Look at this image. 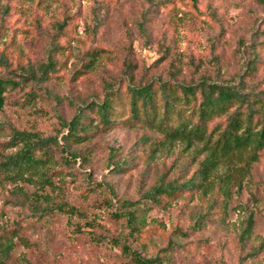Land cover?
<instances>
[{
  "label": "rangeland",
  "instance_id": "374dc122",
  "mask_svg": "<svg viewBox=\"0 0 264 264\" xmlns=\"http://www.w3.org/2000/svg\"><path fill=\"white\" fill-rule=\"evenodd\" d=\"M62 21L58 40L67 61L58 77L38 81L23 67L44 59ZM93 47L100 48L93 67L70 80ZM0 56L6 59L0 74L18 81L7 86L0 108L1 160L20 145L4 143L11 128L59 136L58 114L69 118L73 103L99 98L106 81H124L130 72L137 81H216L264 98V0H0ZM146 133L117 124L69 146L83 158L39 165L22 177L0 174V233L17 232L7 264H137L123 243L162 257L158 264H264V150L252 163L220 161L210 179L230 172L222 206L213 179L161 203L146 201L137 231L110 213L104 198L118 205L160 179L182 182L203 157L199 142L155 145ZM114 160L124 166L112 168ZM35 202L75 211L33 217Z\"/></svg>",
  "mask_w": 264,
  "mask_h": 264
},
{
  "label": "trees",
  "instance_id": "16d2710c",
  "mask_svg": "<svg viewBox=\"0 0 264 264\" xmlns=\"http://www.w3.org/2000/svg\"><path fill=\"white\" fill-rule=\"evenodd\" d=\"M66 21L57 22L55 31L50 37L43 60L28 63L23 67L24 73L38 81L58 77L57 72L67 61L65 45L58 40ZM143 31V24H140ZM100 48H89L81 56V62L72 71L70 80H75L88 73L94 65ZM6 59L0 56V64ZM124 81L111 83L106 81L104 91L99 98L86 103H73V114L66 118L57 115L64 131L42 134L35 130L11 128L10 138L4 142L19 147L5 153L0 160V174L5 177H22L27 171L39 165L67 163L75 161L81 153L70 149V145L89 139L96 133L109 130L117 124L139 126L148 130L144 140L155 145L171 144L181 140L187 145L199 142V149L204 151L203 157L189 177L178 182L175 179L155 182L145 190L139 198H123L114 205L111 197L104 198L110 213L114 217H124L131 231L142 228V209L150 203H161L168 197L182 191L211 185L210 176L217 170L220 161L234 157L244 159L245 163L259 160L264 150V98L256 93L240 92L226 83L216 81L185 82L177 79H150L137 81L130 72ZM18 81L0 74V108L4 104V91L8 85H16ZM56 150L61 152L55 157ZM122 161H112V168L124 166ZM49 180L50 174L44 172ZM219 195L216 204L224 205L231 192L230 172L214 174ZM204 188L203 190H205ZM144 198V199H143ZM215 201V200H214ZM30 216L43 217L57 211H75L72 206L35 202L29 207ZM251 218H248L250 222ZM15 227L4 228L0 233V264H7L13 246L12 237ZM250 226L247 224L243 236H249ZM137 264H158L162 257L158 255L146 257L127 244H122Z\"/></svg>",
  "mask_w": 264,
  "mask_h": 264
}]
</instances>
